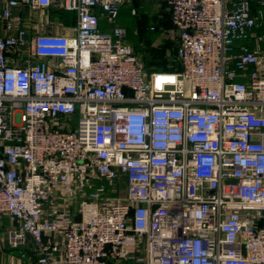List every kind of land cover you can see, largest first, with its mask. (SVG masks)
<instances>
[{
    "label": "built area",
    "instance_id": "2783aa9c",
    "mask_svg": "<svg viewBox=\"0 0 264 264\" xmlns=\"http://www.w3.org/2000/svg\"><path fill=\"white\" fill-rule=\"evenodd\" d=\"M126 1L0 0L11 246L39 264H128L142 244L143 264H264V0H160L182 67L153 72L120 23ZM49 8L75 24L58 31Z\"/></svg>",
    "mask_w": 264,
    "mask_h": 264
},
{
    "label": "trees",
    "instance_id": "16d2710c",
    "mask_svg": "<svg viewBox=\"0 0 264 264\" xmlns=\"http://www.w3.org/2000/svg\"><path fill=\"white\" fill-rule=\"evenodd\" d=\"M160 2L170 12L171 27L175 30V26L172 21V9L166 2ZM52 10L55 19L61 25H72L76 22V16L70 12L58 10L55 8H49ZM132 10V9H131ZM122 15V14H121ZM154 16L151 14V18ZM145 18L142 20L140 26L135 21H131L127 31L128 42L134 46L141 54V58L144 61L143 64L147 71H175L180 70L182 65L178 59L177 50L179 46L178 36L175 38L172 36L169 30L161 28L157 30L155 25H149L148 20L150 17L144 15ZM163 30L166 33L163 41L155 45V39L157 34ZM177 32V31H176ZM136 54V53H135ZM156 69V70H155Z\"/></svg>",
    "mask_w": 264,
    "mask_h": 264
},
{
    "label": "rangeland",
    "instance_id": "374dc122",
    "mask_svg": "<svg viewBox=\"0 0 264 264\" xmlns=\"http://www.w3.org/2000/svg\"><path fill=\"white\" fill-rule=\"evenodd\" d=\"M132 8V10L130 9ZM41 15L43 18L48 17L51 21L55 22L57 25V30L61 31V28L58 26L61 25L59 22L54 17V14H52L51 9L43 10L38 13ZM151 14L152 16L151 18ZM170 12L167 8H165L160 2L156 0H127L122 9V23L123 26L127 29L131 21H135L138 26L142 23V20L145 18L144 15H148L150 19L148 20L149 25H155L157 30H161V28H164L165 30H169L172 34L173 37H177L178 33L176 30L171 27V20H170ZM166 33L163 32V30L157 34L156 39H155V45L160 44L163 41V38L166 36ZM136 55L138 58L142 60L141 54L138 52L134 46H132ZM156 70V69H155ZM99 184H106L105 182L97 181L95 185ZM119 186V185H118ZM114 186V184H109L108 183V189L111 191V195L116 197L119 195H124L125 194V185H121L120 187ZM79 199V198H78ZM77 201V200H76ZM146 251L144 250V245L142 244L140 246V250L129 253L130 256H128V264H143L145 257H146ZM125 260L121 264H124Z\"/></svg>",
    "mask_w": 264,
    "mask_h": 264
},
{
    "label": "crops",
    "instance_id": "0c3cea01",
    "mask_svg": "<svg viewBox=\"0 0 264 264\" xmlns=\"http://www.w3.org/2000/svg\"><path fill=\"white\" fill-rule=\"evenodd\" d=\"M159 1V0H156ZM122 9L120 12V23H122ZM132 9V8H130ZM103 29H107L109 25L103 20ZM124 27V26H123ZM125 28V27H124ZM61 207L69 208L74 214H78V200H70L60 194L57 200ZM68 206V207H67ZM78 217V216H77ZM18 221L9 215L0 214V264H39L37 261V253L34 252L32 245H20L13 248L10 243L11 233L18 227ZM46 244L55 243L54 236L46 238ZM56 245V244H55ZM57 246V245H56ZM58 258L60 253L57 254Z\"/></svg>",
    "mask_w": 264,
    "mask_h": 264
}]
</instances>
